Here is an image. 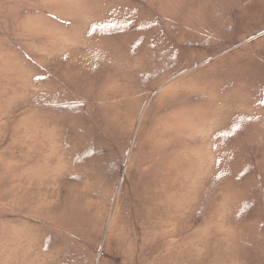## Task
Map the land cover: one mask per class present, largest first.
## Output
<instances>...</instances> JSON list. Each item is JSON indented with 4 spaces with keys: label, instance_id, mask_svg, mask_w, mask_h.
<instances>
[{
    "label": "rangeland",
    "instance_id": "1",
    "mask_svg": "<svg viewBox=\"0 0 264 264\" xmlns=\"http://www.w3.org/2000/svg\"><path fill=\"white\" fill-rule=\"evenodd\" d=\"M0 264H264V0H0Z\"/></svg>",
    "mask_w": 264,
    "mask_h": 264
},
{
    "label": "crops",
    "instance_id": "2",
    "mask_svg": "<svg viewBox=\"0 0 264 264\" xmlns=\"http://www.w3.org/2000/svg\"><path fill=\"white\" fill-rule=\"evenodd\" d=\"M161 131V130H160ZM167 137H169V134H166V133H160V132H158L156 135H155V140H156V144L154 145V147H153V153H157L160 149H163L164 148V145H165V142H166V138ZM171 137H173L172 135H171ZM162 147V148H161ZM165 175H166V177L168 178L169 177V174H167V173H164ZM150 175H151V173H150ZM157 177V176H160V175H158V171H157V173L155 174V175H153V177ZM172 189L170 186L169 187H167V189L166 190H168V189ZM154 196H145V197H143L144 199H145V210H144V212L145 211H147L148 209H147V206L148 205H150L151 204V202H150V200L152 201V198H153ZM132 200H135V201H137L136 199H130V201H132ZM138 200H139V198H138ZM157 200H158V202H160L161 201V199L159 198V194H157ZM160 205L161 206H163V204L162 203H160ZM125 210V208L123 209V211Z\"/></svg>",
    "mask_w": 264,
    "mask_h": 264
},
{
    "label": "bare ground",
    "instance_id": "3",
    "mask_svg": "<svg viewBox=\"0 0 264 264\" xmlns=\"http://www.w3.org/2000/svg\"><path fill=\"white\" fill-rule=\"evenodd\" d=\"M47 198V197H46ZM45 200V199H44Z\"/></svg>",
    "mask_w": 264,
    "mask_h": 264
}]
</instances>
